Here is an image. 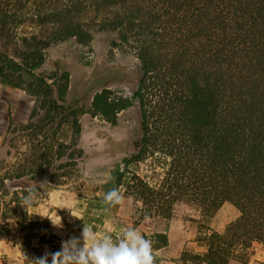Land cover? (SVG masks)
<instances>
[{
    "label": "trees",
    "instance_id": "16d2710c",
    "mask_svg": "<svg viewBox=\"0 0 264 264\" xmlns=\"http://www.w3.org/2000/svg\"><path fill=\"white\" fill-rule=\"evenodd\" d=\"M129 4L144 11L110 12ZM87 12L100 17L93 22L97 31L117 34L112 47L133 48L140 77L130 96L105 88L84 110L63 104L67 73L36 72L52 45L91 41ZM158 24L161 47L150 39ZM0 84L36 102L29 121L9 120L4 141L15 147L22 135L25 159L0 168V235L11 234L14 226L28 260L36 258L32 239L49 253L60 240L21 206L25 190L14 181L46 171L70 176L83 156L79 115L114 126L135 103L142 135L137 153L123 159V166L144 162L160 149L169 159L163 177L152 185L117 168L103 191L122 187L140 203L142 217L168 220L182 199L197 205L202 218H212L224 203L237 210L222 232L208 229L199 237L203 253L183 251L172 264H248L252 243L264 246V0H0ZM149 239L152 252L168 245L165 232Z\"/></svg>",
    "mask_w": 264,
    "mask_h": 264
},
{
    "label": "rangeland",
    "instance_id": "374dc122",
    "mask_svg": "<svg viewBox=\"0 0 264 264\" xmlns=\"http://www.w3.org/2000/svg\"><path fill=\"white\" fill-rule=\"evenodd\" d=\"M139 7L138 4L119 5L110 12H133L140 15L144 10ZM83 18L92 32L91 41L81 45L69 39L52 45L45 51L44 63L36 73L46 77L67 73L63 104L85 110L93 95L105 88L130 96L136 88L140 71L132 47L126 44L112 47V42L118 41L117 34L96 30L93 22L100 17L87 12ZM162 28L161 24L155 25L150 36L151 41L159 47L163 46ZM3 86H0V168L5 171L11 169L14 163L21 164L27 155L26 139L24 141L22 135L15 147L4 143L8 136V125L5 123L7 115L14 124H24L29 121L31 111L36 109V102L32 96L17 88H14L15 94L10 97L8 88ZM78 119L81 127L78 147L82 149L83 156L77 161L75 172L65 176L60 171L55 176L46 171L41 176L28 174L14 181L25 192L37 188L36 200L28 207V212L32 218L39 216L60 240L54 252L60 250L61 241L79 238L83 223L93 227L98 237L106 233L115 237L120 229L131 226L148 239L157 232H165L168 245L152 252L154 264H172L171 261L177 259L183 251L203 253L205 248L198 242L199 237L207 233L208 229L222 232L237 218V210L229 203H224L212 218H202L200 208L183 199L173 204L168 220L156 216L142 217L139 212L140 203L127 196L122 187L118 189L121 194L120 204L105 211L101 203L103 186L111 172L117 168L126 170L157 185L166 168L164 161L169 159L164 157L160 149H156V153L146 161L130 164L127 168L123 166V159L137 153V143L142 135L137 103L122 111L114 126L88 113L79 115ZM59 221L60 226L54 225ZM2 226L0 219V228ZM14 232L16 228L11 226V234L0 235V264H29ZM31 245L37 251L36 258L50 252L36 238L31 240ZM79 247L80 244H77V249ZM247 259L248 264H264V246L252 243Z\"/></svg>",
    "mask_w": 264,
    "mask_h": 264
},
{
    "label": "clouds",
    "instance_id": "9594fccd",
    "mask_svg": "<svg viewBox=\"0 0 264 264\" xmlns=\"http://www.w3.org/2000/svg\"><path fill=\"white\" fill-rule=\"evenodd\" d=\"M37 191L30 188L21 196L23 208L34 204ZM120 202L121 194L115 187L104 192L101 201L105 211ZM54 225L60 226V221ZM28 261L29 264H154V256L152 241L134 227L120 229L115 237L109 233L98 237L93 227L83 223L79 238L61 241L60 250Z\"/></svg>",
    "mask_w": 264,
    "mask_h": 264
},
{
    "label": "crops",
    "instance_id": "0c3cea01",
    "mask_svg": "<svg viewBox=\"0 0 264 264\" xmlns=\"http://www.w3.org/2000/svg\"><path fill=\"white\" fill-rule=\"evenodd\" d=\"M0 86H3V85L0 84ZM3 87L8 88L7 92L9 93V96H10V97H11V95L15 94L16 89H14V88H9L8 86H3ZM9 120L13 121L12 118H11L9 115H7V120H5V123H6L7 125H8Z\"/></svg>",
    "mask_w": 264,
    "mask_h": 264
}]
</instances>
